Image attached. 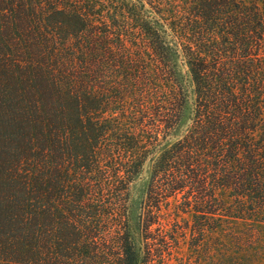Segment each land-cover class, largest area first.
Returning a JSON list of instances; mask_svg holds the SVG:
<instances>
[{
  "label": "trees",
  "instance_id": "trees-1",
  "mask_svg": "<svg viewBox=\"0 0 264 264\" xmlns=\"http://www.w3.org/2000/svg\"><path fill=\"white\" fill-rule=\"evenodd\" d=\"M182 241L261 259L264 0H0V264H170Z\"/></svg>",
  "mask_w": 264,
  "mask_h": 264
},
{
  "label": "rangeland",
  "instance_id": "rangeland-1",
  "mask_svg": "<svg viewBox=\"0 0 264 264\" xmlns=\"http://www.w3.org/2000/svg\"><path fill=\"white\" fill-rule=\"evenodd\" d=\"M191 108L188 107L185 111L183 118L177 128V130L173 133V139L180 138L185 132L186 129L189 126L190 123V117H191ZM149 176V169L148 166H146L141 173V175L138 177V179L134 182L131 190V220L133 224V231H135V222L137 219V215L139 213V206L140 202L143 198L144 191L147 185ZM254 247H252L253 249ZM261 249V259L256 264H264V243L260 245ZM179 255H175V259L170 264H178L180 262H183L182 264H215L213 262L212 257H210V254L206 255H192L188 248L186 247V243L184 241L181 242V250L179 252Z\"/></svg>",
  "mask_w": 264,
  "mask_h": 264
}]
</instances>
